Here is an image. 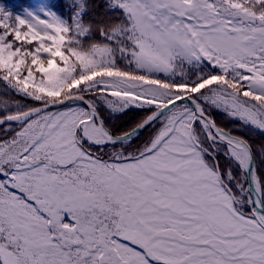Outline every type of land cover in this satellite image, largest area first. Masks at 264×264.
<instances>
[{
    "label": "snow or ice",
    "instance_id": "obj_1",
    "mask_svg": "<svg viewBox=\"0 0 264 264\" xmlns=\"http://www.w3.org/2000/svg\"><path fill=\"white\" fill-rule=\"evenodd\" d=\"M0 82V264H264V0H0Z\"/></svg>",
    "mask_w": 264,
    "mask_h": 264
},
{
    "label": "trees",
    "instance_id": "obj_2",
    "mask_svg": "<svg viewBox=\"0 0 264 264\" xmlns=\"http://www.w3.org/2000/svg\"><path fill=\"white\" fill-rule=\"evenodd\" d=\"M102 37L99 35H96L94 37V40L99 41ZM9 95L8 88L6 87V82H0V97ZM144 115V112L140 109H131L127 115L123 117L122 120L114 121V124L118 127L120 125L124 124H132L135 123L137 120L141 119ZM214 119L216 120L217 124H219L222 127H225L227 129H230L231 131L242 134L246 136L250 141L254 142V146H257L261 143H264V140H262L254 131H248L243 128H240L236 126V123L232 120H230L227 116H225L223 113L218 111H213L212 113ZM149 136V132H145L139 140L136 141V143L133 145V147L139 146L140 143H142L144 140H146ZM223 163V160L221 161Z\"/></svg>",
    "mask_w": 264,
    "mask_h": 264
}]
</instances>
